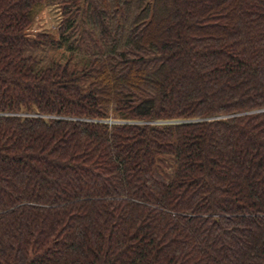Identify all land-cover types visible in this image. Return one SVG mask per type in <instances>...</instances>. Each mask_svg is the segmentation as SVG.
<instances>
[{
    "label": "trees",
    "instance_id": "16d2710c",
    "mask_svg": "<svg viewBox=\"0 0 264 264\" xmlns=\"http://www.w3.org/2000/svg\"><path fill=\"white\" fill-rule=\"evenodd\" d=\"M0 264H264V0H0Z\"/></svg>",
    "mask_w": 264,
    "mask_h": 264
},
{
    "label": "rangeland",
    "instance_id": "374dc122",
    "mask_svg": "<svg viewBox=\"0 0 264 264\" xmlns=\"http://www.w3.org/2000/svg\"><path fill=\"white\" fill-rule=\"evenodd\" d=\"M56 10L54 8H44L37 12L34 21L31 25L30 32L34 33L41 28H51L53 26V20H55Z\"/></svg>",
    "mask_w": 264,
    "mask_h": 264
}]
</instances>
